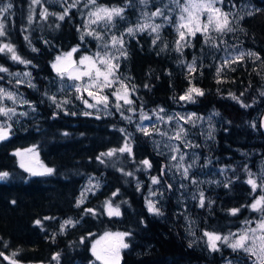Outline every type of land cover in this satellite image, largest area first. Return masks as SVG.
<instances>
[{
  "label": "trees",
  "instance_id": "obj_1",
  "mask_svg": "<svg viewBox=\"0 0 264 264\" xmlns=\"http://www.w3.org/2000/svg\"><path fill=\"white\" fill-rule=\"evenodd\" d=\"M169 2L96 0L99 6L119 5L123 12L111 22L88 25L87 15L96 7L89 0H0V5H12L2 18L6 34L0 36V47L11 45L21 60L29 61L35 81V86L16 81L15 88L35 108L13 121L7 138L0 140V173H8L0 179V253L4 254L0 264H10L5 256L18 264H102L90 245L105 229L127 234L128 247L119 264H219L229 257L249 264L252 256L243 251L228 247L207 252L187 240L166 157L152 146L149 135L124 119L123 112H129L126 105L112 107L111 114L86 115L75 98L52 95L59 77L52 61L58 53L73 46H78L77 53L102 49L110 34L125 33L126 55L121 56L117 72L129 86L131 108H186L213 115L208 140L188 124L200 156L188 177L192 193L188 210L198 229L229 232L241 225L258 226L264 212L251 205L264 197V179L257 170L258 152L264 153V0H222L225 9L247 3L251 10L232 31L196 32L179 51L171 24L175 14L165 10ZM66 9L67 15L59 19ZM157 9L170 14L171 22L163 23L158 33L126 35L130 24ZM223 40L236 41L247 52L218 74V43ZM249 52L257 55L248 56ZM11 56L7 49L0 52V66L7 70L15 63L24 66ZM193 62L194 71L188 67ZM192 86L203 95L194 94L193 100L184 102L180 97ZM125 143L130 153L118 151ZM30 147L39 151L52 173L34 175L19 165L16 152ZM109 149L117 151L111 157L101 155ZM249 174L257 182L255 190L247 183ZM90 175L99 177L101 184L79 203L80 188ZM210 175H219L220 182L201 178ZM151 176L165 187L160 214L148 210ZM106 201L118 206L120 215H109ZM232 209L238 211L232 214ZM66 217L75 223L63 229L61 219Z\"/></svg>",
  "mask_w": 264,
  "mask_h": 264
},
{
  "label": "rangeland",
  "instance_id": "obj_2",
  "mask_svg": "<svg viewBox=\"0 0 264 264\" xmlns=\"http://www.w3.org/2000/svg\"><path fill=\"white\" fill-rule=\"evenodd\" d=\"M181 3H184V0H181ZM1 5H6L1 4ZM103 7H107L109 9L111 8H123L119 5H100ZM215 7L220 8L222 12L228 13V20H229V26L233 29L234 24L240 19L243 14L249 12L251 10L250 4H242V5H234L230 9H225L221 2H217L215 4ZM170 9L171 12H173L174 18L172 19V22L170 20V14H165V10ZM96 10V7L91 9V11L88 13L86 18V24H95L92 23V20L95 19V17L90 16L91 12H94ZM163 11V15L161 16H152L151 14L154 13H145L139 20L136 22L130 24L124 32H126V35L128 33V28H133V34L140 31L138 30L139 25L143 24H151V25H162L163 23H169L174 26L176 33H177V41L180 40L179 33L177 31V27L179 26V17L181 14L180 8L170 0L168 3V6ZM157 11V10H156ZM155 11V12H156ZM4 16V13H0V22H2V18ZM115 16H113L114 18ZM206 20V14L201 17V21L204 22ZM109 22L107 20L99 21L97 23H105ZM145 30H150L151 28H146ZM185 32V38L184 40H180V46L184 45L188 38H190L191 34L188 33L187 29H181ZM200 32H204L203 29H201ZM214 32L212 28H209L207 31V34ZM154 33V32H153ZM205 33V32H204ZM116 36L118 38H122L123 44L122 49L120 45H117L116 47L112 46V37ZM124 37L125 33L116 34L112 33L110 34L109 39L106 41L103 46L107 45V48L103 47L102 49H94L92 51H86V52H79L78 46H73L68 50L61 51L58 53L53 61L52 66L55 64L57 65L56 68H54L55 71H57V68L63 69L66 65H68L70 62L72 64L71 68H68L67 72H64L63 75H59V77L55 81V91L54 95L55 97H59L62 99H70L75 98V100L79 101L82 105V110L85 111V113H92V114H99V115H107L111 114L112 107H117V104L126 105L129 112H123L124 119L128 121H132L134 128L137 130H140L141 128H146L151 135L150 141L152 146L161 154H163L166 157L167 160V172L168 177L171 183L174 186L173 190V199L176 203V211L182 216L185 226V235L187 240L194 246L203 248L207 252L214 251L209 247L208 238L204 235L205 232L215 233L220 235L221 237H229L230 241L238 238L241 234L245 233L249 229H256V227H250L246 225H241L240 227L236 228L235 230L229 231V232H218L214 230H199L197 227V224L195 220L192 218L189 210H188V202L192 198V193L189 191V184H188V177L190 175L191 170L197 165L199 161V153L194 148L193 144V136L191 134V131L188 127L189 125H194L197 127V130L199 133L204 136L207 140L212 135V129H213V115L211 113H197L194 111H190L186 108H177V109H171L166 110L163 107L158 108H152L150 110L143 109L141 111L134 110L131 108L128 104L124 103V100L117 101V98L115 95H113V92H119L121 95L124 92V89L121 87V82L127 86L128 89V99H130V90L127 83H125L118 75L117 68L115 69V75L117 77V83L113 84L110 88H104L102 92H98L97 89H90L91 91L98 92V95H107L108 96V103L107 107L104 106V104H97L96 103V96H89L87 91H84L81 89L80 92L76 91V88L74 85H80L84 81L87 80L85 77L83 80H73L69 79L68 72H71L73 68L79 67L83 69L85 66L80 65L79 61L85 57H96L97 53H104L108 52L110 55L116 56L117 59L113 60V64L118 65L119 60L121 58V52L118 51V49H121L123 52H125L124 49ZM75 49V51H73ZM218 49L219 54L216 58V70L220 69V71L224 68L225 60L227 59L228 62L232 60L233 57H236L239 55V53L243 52L246 53L247 50L244 46L239 44L238 42H229L223 40L222 43H218ZM68 53H71V61L68 59ZM60 58L59 60L57 58ZM26 63H23L24 66H18L17 63L14 64L15 68H8L9 71L2 72L0 71V88L5 89L7 92H11L14 94L15 100H8L7 98H4L1 103L0 107H9L14 108L15 113L10 114L9 117H5L0 115V124H3L5 127H9L11 130L12 122L17 121L20 119V115H26L31 110L35 108V106L27 100V97L24 96L21 90L16 89L15 86L17 85V82L24 83V84H30L32 86H35V81L32 76V70L28 66L29 61L24 60ZM22 64V63H21ZM228 64V63H227ZM2 67V66H0ZM3 68H5L3 66ZM7 69V68H6ZM19 73V75H16ZM58 73V71H57ZM4 77V78H3ZM10 77L14 80H8L6 78ZM17 81V82H16ZM15 82V83H14ZM194 86L190 87L193 88ZM189 88V89H190ZM198 88V87H195ZM188 89V90H189ZM188 90L183 93L182 96H185L186 93H188ZM195 93L192 95L194 96ZM88 101L89 104L95 105L94 107H87L84 101ZM131 100V99H130ZM26 101V102H25ZM189 100H184V102H187ZM163 109V111H160ZM123 110H120L122 112ZM144 116H148L151 119H143ZM158 116L164 117L163 120L158 119ZM172 117L171 120L168 118ZM179 117H184L185 119H180ZM183 129L184 131L181 133V139L177 140L173 137L176 136L177 132ZM9 130V132H10ZM162 133H165L166 135H162ZM9 134V133H8ZM177 149V150H174ZM112 149H109L108 151L104 152L107 153ZM175 156V159H172V157ZM183 157V159H181ZM257 170L258 173L261 175V177L264 179V153L259 151L257 155ZM16 158L21 166L23 163L24 169H32L35 172H41L45 168H51L48 166L44 160L41 158L39 151L34 148H25L23 150L16 152ZM187 169V176L184 174V170ZM29 171V170H27ZM30 173H33L32 171H29ZM5 173V172H4ZM257 173V171L255 172ZM153 178H157L159 181L158 183H153ZM202 179L206 181H214L219 183V175L217 176H202ZM101 184V179L97 176L90 175L85 180V182L82 184L80 188V192L77 198V201L83 202L86 197L91 194L92 192H95V190L99 187ZM147 196L146 201L147 205L149 202H152L156 208L159 209V213L161 212V207L163 205V199L165 197V187L160 183V180L157 176H151V180L149 185L147 186ZM260 198H257L258 200ZM255 200V202H256ZM254 202V203H255ZM111 204L112 208H118V206L114 205L110 201L105 202V211L109 213V207L108 204ZM65 221H71L70 224H65ZM75 223V220L70 217H66L61 219V225L64 229L66 226L72 225ZM116 233H125L122 230L117 229H105L100 234L96 235L90 245L91 252L95 256L96 259L101 261L102 264H119L121 257L123 255L124 247H121V243H125L128 245L127 241V235H125L122 240L118 237H116ZM261 234L259 230L257 231V235ZM251 235V233H249ZM107 239H110L113 244H116V247L110 246L107 249H104L103 245L105 244V241ZM217 248L218 250H222L224 248H228V244L224 243L222 241H217ZM231 248V247H230ZM238 251H243V249H237ZM246 255L251 256L248 252H245ZM100 257V258H98ZM250 260L249 264H254V261H256V257L252 256L251 258H248ZM219 264H244L243 262L234 259L232 257L226 258L222 261V263Z\"/></svg>",
  "mask_w": 264,
  "mask_h": 264
},
{
  "label": "snow or ice",
  "instance_id": "obj_3",
  "mask_svg": "<svg viewBox=\"0 0 264 264\" xmlns=\"http://www.w3.org/2000/svg\"><path fill=\"white\" fill-rule=\"evenodd\" d=\"M39 0H34V3H38ZM142 3H146V0H141ZM173 3H175L181 10V14L179 17V26L177 27V31L180 36V40H184L185 38V32L182 31L181 29H187L188 33L191 35H195L196 32H200L201 29L205 33L209 30V28H212V30L216 32H226V31H232L233 29L229 26V20H228V13L222 12L220 8L215 7V4L217 2H222V0H184V3H181V0H172ZM89 3L96 5V0H89ZM74 6V5H72ZM12 5L10 3L6 5H0V13H5L7 12ZM123 12L122 8H107L103 6L96 5V10L94 12L90 13V16L95 17L94 20H92V23H97L99 21L107 20L109 22L112 21L113 16H120L121 13ZM206 14V20L204 22L201 21V17ZM67 15V9L65 10V13L63 15L59 16V19L63 20L64 16ZM152 16H161L163 15V11L160 9H157L156 12L151 14ZM31 19V17H30ZM160 25H151V24H143L138 26V30L143 31L146 28H151L152 32H157L160 29ZM128 33L133 34V28H128ZM6 33L4 31V24L0 22V36H4ZM98 39L100 38L99 36L97 37ZM159 37L157 36V39ZM180 40L177 41V50L179 51V46H180ZM122 44L123 40L122 38H118L116 36L112 37V46L116 47L117 45L121 46L122 49ZM107 48V45L104 46ZM5 49H7L8 52L12 53L11 58L16 61H20L21 63H26L25 61L21 60L18 55H16L14 49L12 48L11 45L5 44L3 47H0V52H4ZM121 49H118V51L121 52V55H126L125 52H123ZM75 51V49L73 50ZM246 54L241 52L239 53L238 56L233 57L232 60L233 62L242 60L243 57ZM248 56H256V53L249 52L247 53ZM258 58V57H257ZM58 60L60 59L59 57L57 58ZM68 59L71 61V53H68ZM117 57L110 55L108 52L102 53H97L96 57H89L85 56L83 57L80 61V65H84L85 67L83 69L76 67L73 68L71 72H68V77L69 79L73 80H83L85 77L87 78L86 81H84L80 85H74L76 88L77 92H80L81 89L84 91L88 92L89 96H96V103L97 104H104L105 107H107L108 103V96L107 95H98V92H102L104 88H110L112 87L113 84L117 83V77L115 75V69L118 67V65L113 64V60H116ZM194 63L192 65H188L189 69L194 71ZM228 63V60H225V64ZM54 68L57 67V65H53ZM72 64L71 62L66 65L63 69L57 68L58 74L63 75L64 72L68 71V68H71ZM0 71L2 72H7L8 70L6 68L0 67ZM218 74L220 72V69L217 70ZM16 75H19L17 73ZM121 87L124 89L123 94L121 95L119 92H113L112 94L116 96L117 101L119 100H124V103L126 104H131L132 101L128 99V89L127 86L124 85L121 82ZM90 89H97L98 92L91 91ZM193 93L196 95H203V92L199 88H190L188 90V93H186L185 96H181V100H193ZM231 95V94H230ZM261 95H264V93H261ZM4 98H7L8 100H15L14 94L11 92L5 91V89L0 88V101H2ZM233 99L238 100L239 98L236 97L235 95H232ZM53 102H55V98L53 97ZM26 102V101H25ZM87 107H94L95 105L89 104L88 101H84ZM244 107H247L248 105H243ZM117 107L119 108L120 105L117 104ZM160 111H163L161 109ZM15 109L14 108H9V107H0V115L9 117L10 114H14ZM86 115L88 113H85ZM180 119H185L184 117H179ZM143 119H151L148 116H144ZM158 119L163 120L164 117L158 116ZM169 120L172 119V117L168 118ZM10 128L5 127L3 124H0V140L6 139L8 136ZM142 132H144L145 135H151V133L146 129V128H141L140 129ZM123 131V130H121ZM183 129H180L176 136L173 137L174 139H181V133L183 132ZM162 135H166L165 133H162ZM177 150V149H174ZM117 149H112L107 153H102L101 155L104 156H113ZM119 152H131L130 146L125 143L123 147H121ZM176 157L173 156L172 159H175ZM99 159V157H98ZM183 159V157H181ZM143 163L151 167L149 161L145 160ZM21 167H24L23 163L21 164ZM29 171H32L34 175H43V174H50L52 173L53 169L51 168H45L41 172H35L32 169H27ZM187 169L184 170L185 176H187ZM8 173H0V179H3L7 177ZM248 179L247 183L250 184L255 190L258 185L256 180L251 178ZM159 181L157 178H153V183H158ZM115 195V194H114ZM14 203V202H13ZM264 203V197H261L260 199L256 200L255 203L251 205L253 210L261 211L264 212V207H260ZM200 205L203 207L204 205V195L201 192L200 193ZM109 207V215H120L119 209L118 208H112L111 204H108ZM148 210L150 212H153L155 214H160L159 209L155 207V205L152 202H149L148 204ZM92 211V210H88ZM238 211V209H232L231 212L232 214H235ZM37 224H40L41 222L39 220L36 221ZM72 223L71 221H65V224H70ZM63 227V226H62ZM261 234L257 235V231ZM251 233V235H249ZM116 237L122 238L127 235L126 233H116ZM204 235L208 238L209 242V247L216 251L218 250L217 248V241H222L224 243H227L229 247H231L233 250L237 249H243L245 252H248L251 256L256 257V261H254V264H264V217L261 218V221L259 222L258 226L256 229H249L245 233L241 234L238 238L231 240L229 237H221L218 234L215 233H210V232H205ZM121 247L127 248L128 245L125 243H121ZM3 253H0V256H3ZM13 256L16 255V253L12 254ZM100 258V257H98ZM4 259L9 260L10 264H18L17 261L11 259L10 257L5 256ZM53 259H58V254L57 257H53Z\"/></svg>",
  "mask_w": 264,
  "mask_h": 264
},
{
  "label": "water",
  "instance_id": "obj_4",
  "mask_svg": "<svg viewBox=\"0 0 264 264\" xmlns=\"http://www.w3.org/2000/svg\"><path fill=\"white\" fill-rule=\"evenodd\" d=\"M261 129H262V131L264 133V112H263V115L261 117ZM110 246L116 247V244H113L110 239H107L105 241V244L103 245V247H104V249H107Z\"/></svg>",
  "mask_w": 264,
  "mask_h": 264
}]
</instances>
